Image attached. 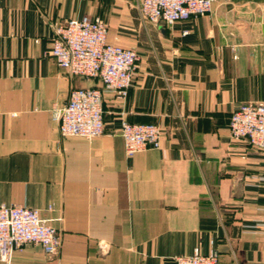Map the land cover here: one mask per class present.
<instances>
[{"label": "crops", "instance_id": "1", "mask_svg": "<svg viewBox=\"0 0 264 264\" xmlns=\"http://www.w3.org/2000/svg\"><path fill=\"white\" fill-rule=\"evenodd\" d=\"M139 0H0V202L38 209L58 252L38 244L0 264H175L198 246L220 264H264V155L231 138L242 103L264 104V0H214L168 26ZM99 16L138 54L124 101L103 94L104 131L61 136L72 88L100 86L49 55L55 23ZM36 39V40H35ZM158 123V149L124 153L121 120Z\"/></svg>", "mask_w": 264, "mask_h": 264}, {"label": "built area", "instance_id": "2", "mask_svg": "<svg viewBox=\"0 0 264 264\" xmlns=\"http://www.w3.org/2000/svg\"><path fill=\"white\" fill-rule=\"evenodd\" d=\"M214 0H139L137 9L143 21L172 25L191 16L211 12ZM106 22L99 16L70 17L53 26L49 55L56 65L72 75L97 79L100 86L72 88L66 102L55 106L52 118L61 136L93 138L103 133V94L124 101L132 85L138 54L129 47L107 39ZM36 40V39H35ZM229 133L244 140L264 155V104L242 103L231 113ZM119 134L126 156L145 149H158L161 129L158 123L121 120ZM60 233L42 218L38 209L0 202V261L7 263L13 250L38 244L45 254L54 255L60 246ZM175 264H220L219 253L211 248L203 253L196 246L190 254L173 258Z\"/></svg>", "mask_w": 264, "mask_h": 264}]
</instances>
